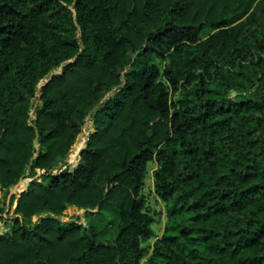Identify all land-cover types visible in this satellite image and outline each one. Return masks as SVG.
Returning a JSON list of instances; mask_svg holds the SVG:
<instances>
[{"label":"trees","instance_id":"trees-1","mask_svg":"<svg viewBox=\"0 0 264 264\" xmlns=\"http://www.w3.org/2000/svg\"><path fill=\"white\" fill-rule=\"evenodd\" d=\"M28 173L0 264H264V0H0V187Z\"/></svg>","mask_w":264,"mask_h":264},{"label":"rangeland","instance_id":"rangeland-1","mask_svg":"<svg viewBox=\"0 0 264 264\" xmlns=\"http://www.w3.org/2000/svg\"><path fill=\"white\" fill-rule=\"evenodd\" d=\"M114 93H115V90L110 92L105 97V99L109 98ZM39 97H40V94L37 95V98L34 101L35 105H39L41 103ZM93 112H91L88 118L86 119V122L82 128V132L80 133V135L82 133L86 134L87 141L89 140L90 135L94 131V128L85 130L88 120H92L93 122V119H92ZM31 117L32 119L36 118L35 109L32 110ZM73 149H74V146L70 150L67 157L52 169V173H58L66 169L73 170L78 165L80 160L77 164H74L72 162ZM80 157L81 156L79 154V158ZM156 167H157L156 162H151L149 164V173L147 176L146 186L143 190V193L147 199L149 209L151 210L152 214L155 217V224L153 226L154 231H155V236L157 238H160L165 230V226H166L168 218L166 216L165 203L157 195L154 189L153 171L156 169ZM43 174H44L43 171H39V174L35 178H38L40 181H43V178H44ZM33 179L34 178L31 177L28 173L27 176L20 183H18L17 185L13 186L10 189H5V188L0 187V234H4L10 229L12 219L16 217L15 211L17 208V200L14 199V196H18L20 192L24 188H26ZM37 219H38V216L35 218V220ZM62 220L77 221L86 227H89V225L94 224L96 228L100 231V234L96 237L98 241L110 242V241H114L115 238L117 237L118 217L113 213H107L104 218L99 220L91 215H87L85 210H80L76 207H70L65 212V214L62 216ZM155 240L156 238L151 239L150 241L145 243V246H152Z\"/></svg>","mask_w":264,"mask_h":264},{"label":"water","instance_id":"water-1","mask_svg":"<svg viewBox=\"0 0 264 264\" xmlns=\"http://www.w3.org/2000/svg\"><path fill=\"white\" fill-rule=\"evenodd\" d=\"M46 82H47V80H46V81H43V82L39 85V90L41 89V87H42ZM233 95L235 96L236 93L234 92ZM83 149H84V148H83ZM83 149H82V150H83ZM82 150H81V152H82ZM81 152H80V156H81Z\"/></svg>","mask_w":264,"mask_h":264}]
</instances>
